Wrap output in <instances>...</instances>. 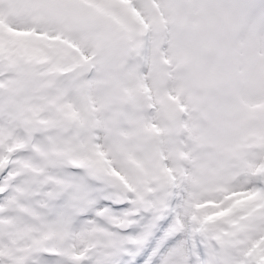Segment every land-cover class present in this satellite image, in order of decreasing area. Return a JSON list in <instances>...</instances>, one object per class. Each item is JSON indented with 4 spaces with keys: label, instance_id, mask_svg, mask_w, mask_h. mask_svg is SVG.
I'll list each match as a JSON object with an SVG mask.
<instances>
[{
    "label": "snow or ice",
    "instance_id": "obj_1",
    "mask_svg": "<svg viewBox=\"0 0 264 264\" xmlns=\"http://www.w3.org/2000/svg\"><path fill=\"white\" fill-rule=\"evenodd\" d=\"M0 264H264V0H0Z\"/></svg>",
    "mask_w": 264,
    "mask_h": 264
}]
</instances>
